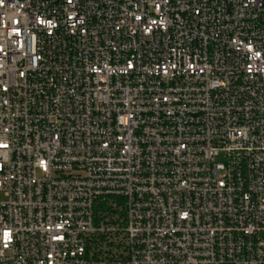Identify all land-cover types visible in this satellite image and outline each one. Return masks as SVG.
<instances>
[{"label":"built area","instance_id":"built-area-1","mask_svg":"<svg viewBox=\"0 0 264 264\" xmlns=\"http://www.w3.org/2000/svg\"><path fill=\"white\" fill-rule=\"evenodd\" d=\"M0 264H264V0H0Z\"/></svg>","mask_w":264,"mask_h":264}]
</instances>
